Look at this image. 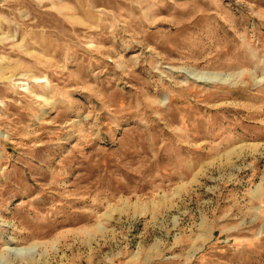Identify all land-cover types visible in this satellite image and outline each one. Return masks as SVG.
I'll return each mask as SVG.
<instances>
[{"label":"rangeland","instance_id":"obj_1","mask_svg":"<svg viewBox=\"0 0 264 264\" xmlns=\"http://www.w3.org/2000/svg\"><path fill=\"white\" fill-rule=\"evenodd\" d=\"M0 264H264V0H0Z\"/></svg>","mask_w":264,"mask_h":264}]
</instances>
